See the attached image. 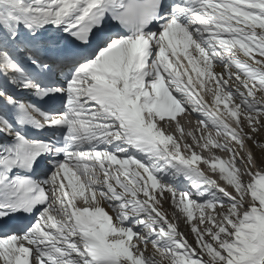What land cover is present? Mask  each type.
<instances>
[{
  "label": "snow or ice",
  "instance_id": "1",
  "mask_svg": "<svg viewBox=\"0 0 264 264\" xmlns=\"http://www.w3.org/2000/svg\"><path fill=\"white\" fill-rule=\"evenodd\" d=\"M0 264H264V0H0Z\"/></svg>",
  "mask_w": 264,
  "mask_h": 264
},
{
  "label": "bare ground",
  "instance_id": "2",
  "mask_svg": "<svg viewBox=\"0 0 264 264\" xmlns=\"http://www.w3.org/2000/svg\"><path fill=\"white\" fill-rule=\"evenodd\" d=\"M193 121L195 122V120H193ZM218 154H221V153H218ZM221 156L224 157V158H227L225 153L224 154L222 153ZM181 230L184 231L185 229H183V227H182ZM189 239H191V238L189 237Z\"/></svg>",
  "mask_w": 264,
  "mask_h": 264
},
{
  "label": "rangeland",
  "instance_id": "3",
  "mask_svg": "<svg viewBox=\"0 0 264 264\" xmlns=\"http://www.w3.org/2000/svg\"><path fill=\"white\" fill-rule=\"evenodd\" d=\"M194 122V121H193ZM195 123H193V125H194ZM206 154V153H205ZM222 154V153H221ZM221 154H219V155H221ZM224 154V153H223ZM203 167V166H202Z\"/></svg>",
  "mask_w": 264,
  "mask_h": 264
}]
</instances>
